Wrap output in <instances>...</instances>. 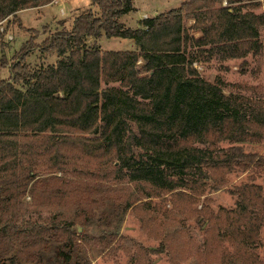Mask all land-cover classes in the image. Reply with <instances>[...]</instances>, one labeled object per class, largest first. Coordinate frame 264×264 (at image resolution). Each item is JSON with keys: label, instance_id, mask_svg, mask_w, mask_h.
I'll return each instance as SVG.
<instances>
[{"label": "trees", "instance_id": "obj_1", "mask_svg": "<svg viewBox=\"0 0 264 264\" xmlns=\"http://www.w3.org/2000/svg\"><path fill=\"white\" fill-rule=\"evenodd\" d=\"M90 1L99 15L87 11L70 30L26 43L10 66L0 63L10 74L0 80L1 212L31 182L34 192L46 187L51 196L69 197L74 190L64 177H89L91 160L102 161L114 180L198 197L224 185L219 176L252 166L264 171L263 159L239 146L264 141L263 91L238 86L227 93L233 85L208 82L195 67L205 54L226 61L262 51L264 16L233 6L253 0H227L226 7L224 0H188L137 29L121 22L135 10L133 0ZM52 2L0 0V19ZM103 36L132 40L138 51L88 44ZM35 51L58 60L33 69L27 60ZM224 142L233 146L220 147ZM238 210H246L240 202ZM4 222L12 230L18 224Z\"/></svg>", "mask_w": 264, "mask_h": 264}, {"label": "rangeland", "instance_id": "obj_2", "mask_svg": "<svg viewBox=\"0 0 264 264\" xmlns=\"http://www.w3.org/2000/svg\"><path fill=\"white\" fill-rule=\"evenodd\" d=\"M133 1L135 10L121 19L131 29L188 0ZM253 1L233 6L264 16V0ZM90 10L99 15L90 0H54L0 19V63L10 66L26 43L43 44L57 31L70 30ZM190 34L201 36L198 31ZM260 36L258 54L226 61L205 54L195 67L208 82L221 79L233 85L227 93L238 92V86L259 87L264 96V25ZM88 44L107 51H138L134 41L120 38L103 36ZM57 59L56 54L35 51L27 63L34 69ZM9 77V70L0 68V80ZM239 146L264 161V141ZM102 163L88 162L89 177H64L74 190L67 198L51 196L46 187L34 192L33 182L26 184L15 206L0 211V264H264V223H256L264 216V171L252 166L247 172L219 176L225 184L198 197L187 190L154 191L146 184L114 180L105 176L109 169ZM239 202L244 212L238 210ZM4 220L18 224L12 230Z\"/></svg>", "mask_w": 264, "mask_h": 264}, {"label": "crops", "instance_id": "obj_3", "mask_svg": "<svg viewBox=\"0 0 264 264\" xmlns=\"http://www.w3.org/2000/svg\"><path fill=\"white\" fill-rule=\"evenodd\" d=\"M45 55V54H44ZM58 60V59H57ZM57 60H56V62H57Z\"/></svg>", "mask_w": 264, "mask_h": 264}]
</instances>
